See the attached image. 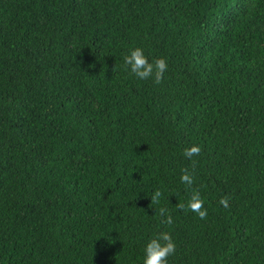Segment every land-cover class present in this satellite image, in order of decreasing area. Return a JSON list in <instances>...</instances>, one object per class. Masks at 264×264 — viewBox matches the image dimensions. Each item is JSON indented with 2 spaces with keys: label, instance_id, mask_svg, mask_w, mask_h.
<instances>
[{
  "label": "trees",
  "instance_id": "16d2710c",
  "mask_svg": "<svg viewBox=\"0 0 264 264\" xmlns=\"http://www.w3.org/2000/svg\"><path fill=\"white\" fill-rule=\"evenodd\" d=\"M163 232L168 264H264V0H0V264H142Z\"/></svg>",
  "mask_w": 264,
  "mask_h": 264
},
{
  "label": "clouds",
  "instance_id": "9594fccd",
  "mask_svg": "<svg viewBox=\"0 0 264 264\" xmlns=\"http://www.w3.org/2000/svg\"><path fill=\"white\" fill-rule=\"evenodd\" d=\"M123 63L126 70L136 79L144 81L150 77H155L158 83L167 68L166 61L162 58L154 59L151 63L145 56L144 51L140 47H130L123 56ZM200 151L198 146L193 145L184 150L185 157H192ZM180 182L191 185L192 179L187 172L180 176ZM161 197L159 190L155 191L151 196V202H158ZM204 201L198 192H194L187 201V209L196 213V215L203 219L206 216V209L203 208ZM219 204L225 208L228 207V200L222 198ZM159 214L164 219L162 223H172L171 216L166 213L164 208H160ZM175 251V244L167 232L154 235L149 238L142 249V264H168V257L173 255Z\"/></svg>",
  "mask_w": 264,
  "mask_h": 264
}]
</instances>
